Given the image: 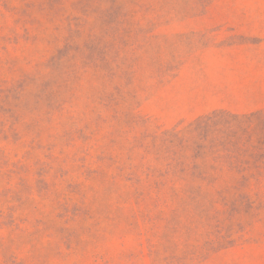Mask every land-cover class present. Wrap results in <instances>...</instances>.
Wrapping results in <instances>:
<instances>
[{
    "label": "rangeland",
    "instance_id": "rangeland-1",
    "mask_svg": "<svg viewBox=\"0 0 264 264\" xmlns=\"http://www.w3.org/2000/svg\"><path fill=\"white\" fill-rule=\"evenodd\" d=\"M0 264H264V0H0Z\"/></svg>",
    "mask_w": 264,
    "mask_h": 264
}]
</instances>
